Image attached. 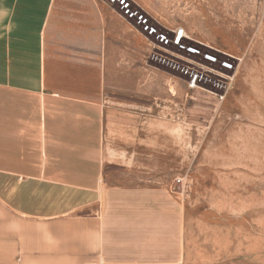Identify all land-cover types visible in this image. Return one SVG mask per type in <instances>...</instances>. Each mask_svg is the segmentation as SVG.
<instances>
[{
  "label": "crops",
  "instance_id": "0c3cea01",
  "mask_svg": "<svg viewBox=\"0 0 264 264\" xmlns=\"http://www.w3.org/2000/svg\"><path fill=\"white\" fill-rule=\"evenodd\" d=\"M131 1L188 45L216 44L213 27L239 17L207 0ZM165 47L107 0H0V264H181L180 202L130 182L174 152L159 106L197 98L154 63Z\"/></svg>",
  "mask_w": 264,
  "mask_h": 264
},
{
  "label": "rangeland",
  "instance_id": "374dc122",
  "mask_svg": "<svg viewBox=\"0 0 264 264\" xmlns=\"http://www.w3.org/2000/svg\"><path fill=\"white\" fill-rule=\"evenodd\" d=\"M207 5H239L237 22L214 26L212 46L188 42L235 68L172 45L157 52L160 68L187 78L186 67L202 78L189 105L159 106L174 125V152H159L130 182L164 187L180 202L181 264H264V17L244 9L264 0ZM235 46L247 56L233 55Z\"/></svg>",
  "mask_w": 264,
  "mask_h": 264
},
{
  "label": "built area",
  "instance_id": "2783aa9c",
  "mask_svg": "<svg viewBox=\"0 0 264 264\" xmlns=\"http://www.w3.org/2000/svg\"><path fill=\"white\" fill-rule=\"evenodd\" d=\"M111 4H116L118 6V10L120 13L128 19H133L135 24L141 29V31L145 32L149 37H151L154 45L156 46H168L173 43L178 49H184L188 54H192L194 56H200L211 64H219L222 68L226 70H233L235 65L232 61L228 59H219L217 55L212 54L210 52H204L202 49L195 45H188L182 42V36H185V32L183 28H176L173 31V36L169 37L168 33L159 27H157L150 18L145 15L142 11L139 10L138 7L133 5L129 0H107ZM182 72L184 74H188L187 85L191 89L199 88V80L202 78L198 72L189 71L188 68L183 67ZM219 99L223 98V95H218Z\"/></svg>",
  "mask_w": 264,
  "mask_h": 264
}]
</instances>
